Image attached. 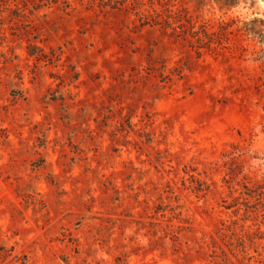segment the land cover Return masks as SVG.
<instances>
[{
    "label": "rangeland",
    "instance_id": "374dc122",
    "mask_svg": "<svg viewBox=\"0 0 264 264\" xmlns=\"http://www.w3.org/2000/svg\"><path fill=\"white\" fill-rule=\"evenodd\" d=\"M0 264H264V0H0Z\"/></svg>",
    "mask_w": 264,
    "mask_h": 264
}]
</instances>
